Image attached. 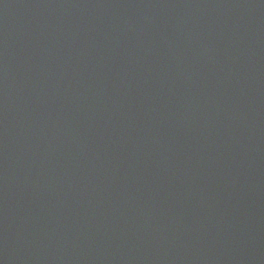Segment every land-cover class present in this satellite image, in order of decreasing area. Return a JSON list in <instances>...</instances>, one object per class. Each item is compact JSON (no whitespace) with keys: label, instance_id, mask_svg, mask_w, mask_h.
<instances>
[{"label":"water","instance_id":"water-1","mask_svg":"<svg viewBox=\"0 0 264 264\" xmlns=\"http://www.w3.org/2000/svg\"><path fill=\"white\" fill-rule=\"evenodd\" d=\"M0 264H264V0H0Z\"/></svg>","mask_w":264,"mask_h":264}]
</instances>
